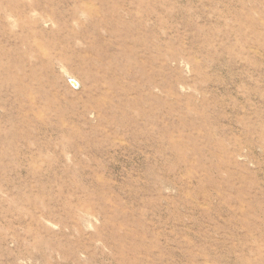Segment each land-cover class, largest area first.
Instances as JSON below:
<instances>
[{
    "label": "rangeland",
    "instance_id": "rangeland-1",
    "mask_svg": "<svg viewBox=\"0 0 264 264\" xmlns=\"http://www.w3.org/2000/svg\"><path fill=\"white\" fill-rule=\"evenodd\" d=\"M0 264H264V0H0Z\"/></svg>",
    "mask_w": 264,
    "mask_h": 264
},
{
    "label": "bare ground",
    "instance_id": "bare-ground-1",
    "mask_svg": "<svg viewBox=\"0 0 264 264\" xmlns=\"http://www.w3.org/2000/svg\"><path fill=\"white\" fill-rule=\"evenodd\" d=\"M73 81L70 80V84L73 86V87H77L78 86V83H79V79L74 77V79H72ZM242 226L243 227H248L247 224L245 222H242Z\"/></svg>",
    "mask_w": 264,
    "mask_h": 264
},
{
    "label": "water",
    "instance_id": "water-1",
    "mask_svg": "<svg viewBox=\"0 0 264 264\" xmlns=\"http://www.w3.org/2000/svg\"><path fill=\"white\" fill-rule=\"evenodd\" d=\"M71 81H73V80L71 79Z\"/></svg>",
    "mask_w": 264,
    "mask_h": 264
}]
</instances>
